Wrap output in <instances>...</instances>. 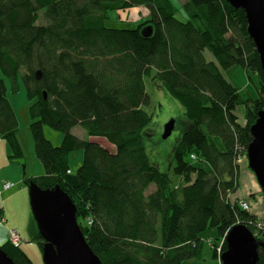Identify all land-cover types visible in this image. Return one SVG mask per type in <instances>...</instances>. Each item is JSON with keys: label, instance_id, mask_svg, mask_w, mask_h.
I'll return each mask as SVG.
<instances>
[{"label": "trees", "instance_id": "trees-1", "mask_svg": "<svg viewBox=\"0 0 264 264\" xmlns=\"http://www.w3.org/2000/svg\"><path fill=\"white\" fill-rule=\"evenodd\" d=\"M181 7L185 21L169 0H0V138L11 158L23 157L5 83L17 93L21 79L34 100L29 129L44 170L38 177L24 174L22 182L67 194L100 264H222L225 235L238 224L264 243V220L232 197L251 127L264 110V78L246 15L226 0H182ZM134 8L146 9L145 21L105 26L111 13ZM233 66L259 76L255 99L225 79L220 69ZM147 79L178 100L189 120L174 147L171 174L145 152ZM43 126L62 133L59 146L45 139ZM77 126L94 140L74 136ZM75 151L83 156L73 174L68 157ZM208 229L217 236L212 262L205 263L201 235ZM32 238L42 250L39 233ZM0 249L14 264H34L8 241ZM256 264H264L262 247Z\"/></svg>", "mask_w": 264, "mask_h": 264}, {"label": "rangeland", "instance_id": "rangeland-1", "mask_svg": "<svg viewBox=\"0 0 264 264\" xmlns=\"http://www.w3.org/2000/svg\"><path fill=\"white\" fill-rule=\"evenodd\" d=\"M169 1L175 9L176 18L180 21H185L186 16L181 7L182 0ZM145 10L144 8H134L125 12L111 13V19L105 23V26L116 28L136 26L138 23L146 20L144 17ZM39 23H42V21ZM204 55L208 61L217 64L214 56L208 50H205ZM220 70L225 79L242 93L252 99L257 97V90L260 87V78L256 73L248 70L245 72L239 66H233L227 70ZM0 78H2L1 75ZM18 82V92L12 93L10 81L5 79L8 97L10 98L11 106L17 115L19 123L17 140L21 147L23 157L11 158V150L9 149L8 142L0 138V183L8 181L12 183L13 186L16 185V187L12 188L8 193H0V207H3V210H0V216H4L5 218L3 223H1L0 218V225H2L0 227V246L7 240V232L16 230L22 239L20 246L21 250L34 264H44L42 251L38 243L32 238L34 233L37 232V227L31 212L29 187L25 186L22 182L24 174L38 177L44 174V170L35 155L34 142L29 129L30 116L28 108L34 100H29L27 98L22 80L19 79ZM146 92L151 99L150 106L146 108V111L151 114V122L146 128V134L144 136L143 143L145 152L150 163L155 165L159 171L171 174L173 167V150L175 145L179 142L184 129L189 125V120L185 117L180 102L169 96L162 88L158 87L156 83L148 79L146 80ZM235 113L239 117V120L242 121L244 118V107H237ZM170 120L174 121L173 130L168 138L162 139L164 126ZM72 134L83 140H94L79 126L75 127ZM43 135L45 139L55 147L59 146L63 140L62 133L49 126H43ZM213 141L218 150L222 151L223 146L221 141L218 138H213ZM100 142L108 146L106 142L102 140ZM109 149L114 151L113 146ZM82 156L83 154L81 151H75L69 154L68 165L71 173L74 174L78 167H80ZM239 164L238 188L232 197L238 198L240 201L247 200L252 206L250 211H257V214L261 217L260 219L264 220V217L261 216V214H264V201H262L263 197L261 192H259L261 191L259 184L254 174L249 170L247 158H241ZM251 176H253V178ZM154 187V185L149 186L145 191V195L153 192L155 189ZM259 201H262V203L259 204ZM2 230H4V232ZM216 236V229H208L201 235V240L203 241L201 260H204L205 263L212 262L210 245Z\"/></svg>", "mask_w": 264, "mask_h": 264}, {"label": "water", "instance_id": "water-1", "mask_svg": "<svg viewBox=\"0 0 264 264\" xmlns=\"http://www.w3.org/2000/svg\"><path fill=\"white\" fill-rule=\"evenodd\" d=\"M226 1L233 8L242 9L246 15L247 33L256 47L264 78V0ZM144 31L142 34H145ZM36 78L40 80V71L36 72ZM43 95L46 99L45 92ZM173 127L172 120L165 124L162 139L170 136ZM251 134L252 141L246 152L247 162L264 199V110L258 112ZM29 196L37 232L44 242L41 250L44 264H100L85 241L76 221L75 206L66 193L59 187L41 190L31 186ZM225 242L226 250L220 255L222 264H256L258 248H264V243L239 224L227 232ZM0 264H14L1 249Z\"/></svg>", "mask_w": 264, "mask_h": 264}, {"label": "built area", "instance_id": "built-area-1", "mask_svg": "<svg viewBox=\"0 0 264 264\" xmlns=\"http://www.w3.org/2000/svg\"><path fill=\"white\" fill-rule=\"evenodd\" d=\"M12 187H13V184H11L10 182H3L2 184L3 191L9 190ZM245 203L246 202L241 201L239 204H240V207L246 211L247 206ZM7 236H8V240L11 243V245H13L14 247H18L20 245L22 240H21L20 235L15 230L8 232Z\"/></svg>", "mask_w": 264, "mask_h": 264}, {"label": "crops", "instance_id": "crops-1", "mask_svg": "<svg viewBox=\"0 0 264 264\" xmlns=\"http://www.w3.org/2000/svg\"><path fill=\"white\" fill-rule=\"evenodd\" d=\"M9 98V97H8ZM9 101H10V98H9ZM11 104V103H10ZM14 113H15V111H14ZM15 115H16V113H15ZM17 116V115H16ZM75 129V128H74ZM74 129H72V131L74 130ZM71 131V132H72ZM101 145H103L102 143H100ZM104 147H105V145H103ZM5 156V155H4ZM25 171H26V169H25ZM252 178H253V176H251ZM255 177V176H254ZM256 179V178H255ZM257 181V180H256ZM3 182H8V181H3ZM14 187H16V185L15 186H13L12 188H14ZM260 187V186H259ZM11 188V189H12ZM11 189H9V190H6V191H3V188H2V182L0 183V193L1 194H6V193H8ZM260 190H261V188H260ZM259 192H261V191H259ZM261 194H262V192H261ZM263 197V196H262ZM262 201H264V199L262 198ZM262 201H259V204L260 203H262ZM257 203H258V201H257ZM252 207V206H251ZM252 209V208H251ZM0 210L2 211L3 210V207L1 206L0 207ZM0 211V212H1ZM250 213L251 214H253V215H255V216H257L258 218H261L257 213V211H250ZM261 216H263L264 217V214H261ZM0 218H3L4 219V221H5V218H4V216H0ZM2 225H0V227H1ZM3 232H4V230H2ZM5 234H6V232H5Z\"/></svg>", "mask_w": 264, "mask_h": 264}, {"label": "bare ground", "instance_id": "bare-ground-1", "mask_svg": "<svg viewBox=\"0 0 264 264\" xmlns=\"http://www.w3.org/2000/svg\"><path fill=\"white\" fill-rule=\"evenodd\" d=\"M241 201H244V202H246L245 204H246V206H247V210L246 211H248V212H250V209H251V205H250V203L246 200H241ZM240 201V202H241ZM259 241V240H258Z\"/></svg>", "mask_w": 264, "mask_h": 264}]
</instances>
